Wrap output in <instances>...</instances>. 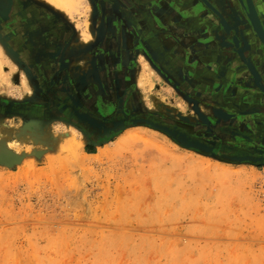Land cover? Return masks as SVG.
I'll return each mask as SVG.
<instances>
[{
	"label": "rangeland",
	"instance_id": "obj_1",
	"mask_svg": "<svg viewBox=\"0 0 264 264\" xmlns=\"http://www.w3.org/2000/svg\"><path fill=\"white\" fill-rule=\"evenodd\" d=\"M35 1L68 20L75 37L62 53L63 69L69 72L70 63L71 70L84 68L75 78L85 76L89 96H100L106 84L91 60L99 47L92 1ZM160 24L170 34L167 47L175 46L181 57L168 59L163 51L158 56L165 32L154 41L153 61L146 56L149 44L139 40L130 111L193 135L206 126L204 139L220 149L237 142L264 149V111L258 123L263 133L252 141H239L224 129L243 107H264V45L250 23L232 26L223 49L229 71L214 81L222 91L235 86L231 111L214 96L199 99L192 88L180 90L171 77L180 61L186 85L189 77L196 83L209 78L203 68L212 73L211 61L186 51L205 48L204 40L221 23ZM12 52L0 38V101L16 103L32 95L35 84ZM205 85L208 91L214 83ZM243 116L241 122L253 121L250 113ZM3 154L21 158L0 163V264H264L263 160L226 159L147 123L91 143L73 123L0 112Z\"/></svg>",
	"mask_w": 264,
	"mask_h": 264
},
{
	"label": "flooded vegetation",
	"instance_id": "obj_2",
	"mask_svg": "<svg viewBox=\"0 0 264 264\" xmlns=\"http://www.w3.org/2000/svg\"><path fill=\"white\" fill-rule=\"evenodd\" d=\"M91 1L94 11L93 27L99 30V47L91 60L96 64L100 78L104 75L106 84L105 88L103 84L104 92L94 98L89 96L90 89L83 86L87 81H84L85 76L78 78L74 76L80 72L84 73V68L71 70L73 65L70 63V70L66 73L62 66V53L69 49L75 37L68 20L54 8L52 10L35 0H0V38L13 51L14 59L24 65L32 75L35 84L32 95H26L21 102L0 101L1 113L22 115L26 119L40 121L73 123L84 130L91 143L108 139L133 123H147L166 129L172 136L192 143L201 151L211 150L220 157L235 161H264L262 147L251 148L250 145L237 142L235 145H226L227 147L220 149V145L216 147L215 142L204 139L205 132H208L206 126L197 127L196 134L193 135L148 115L134 114L129 107L130 101L134 98L132 79L140 50L139 40L149 44L151 53L146 51V56L153 59L154 41L166 30L160 23L168 26L173 23H221L222 27L216 25L212 29L213 37L208 36V39L204 40L207 43L204 44L205 48L198 51L193 45L189 47L188 52L186 51L188 57L203 59L204 56L206 58L204 61L207 59L211 61L210 65L214 66L210 69L212 73L203 68L209 78L196 83V78L189 77L191 85H186L184 80L188 76L180 67V61L176 66L177 70L176 67L173 68L175 71L171 77L180 85V90L186 92L192 88L194 95H202L199 99L207 95L214 96L217 100L221 99L220 104L231 111L233 104L229 99L234 98V93L237 92L233 88L235 86L231 88L227 86L226 90L222 91L223 85L214 82L219 79L221 82L229 71L227 65L229 55L223 52L226 45L224 39L232 36L231 28L236 23H264V0ZM155 24L159 25L156 30ZM165 34L167 38L160 43L162 50L159 49L158 56L160 51H163L168 59L180 58L181 54L177 51L175 53V46L167 47L170 45L168 40L170 34L167 32ZM208 44L211 47H206ZM196 45L199 46V43ZM244 45L247 46V43ZM126 61L127 65L124 64ZM206 80L214 83L208 91L205 88L209 86L205 85ZM201 84L205 87L203 88ZM219 87V90L215 89ZM254 97H259V94H254ZM263 111V105L257 103H252L247 108L243 107L235 116L237 121H231V125L224 129L239 138V141L242 139L252 141L256 135L263 133L258 124ZM244 113L251 114L253 121H249V124L240 120Z\"/></svg>",
	"mask_w": 264,
	"mask_h": 264
},
{
	"label": "water",
	"instance_id": "obj_3",
	"mask_svg": "<svg viewBox=\"0 0 264 264\" xmlns=\"http://www.w3.org/2000/svg\"><path fill=\"white\" fill-rule=\"evenodd\" d=\"M250 25H251L252 29L255 31L256 37H258L259 41H261L264 45V31H263V28L261 27L260 23H250ZM248 66H249V62H248ZM254 70L252 69V71H254ZM20 158H21V156L14 155V154H7V155L3 154V155H0V163L7 164V165L15 164V163H18L20 161Z\"/></svg>",
	"mask_w": 264,
	"mask_h": 264
},
{
	"label": "bare ground",
	"instance_id": "obj_4",
	"mask_svg": "<svg viewBox=\"0 0 264 264\" xmlns=\"http://www.w3.org/2000/svg\"><path fill=\"white\" fill-rule=\"evenodd\" d=\"M46 1H48V2H50V3H52V4H55V5H58V3H57V0H46ZM59 1V0H58ZM59 7V6H58ZM257 39L259 40V38L257 37ZM257 44H259V42L257 41ZM240 72H242V71H240ZM240 74V73H239ZM236 75H238V74H236ZM68 145V144H67ZM79 145V144H78ZM76 146V145H75ZM79 147H80V145H79ZM104 154V151L103 150H101L100 151V153L98 154V155H96V158H100V156H102ZM83 159V158H82ZM82 159H80V161L79 162H83V160ZM83 164V163H82Z\"/></svg>",
	"mask_w": 264,
	"mask_h": 264
},
{
	"label": "crops",
	"instance_id": "obj_5",
	"mask_svg": "<svg viewBox=\"0 0 264 264\" xmlns=\"http://www.w3.org/2000/svg\"><path fill=\"white\" fill-rule=\"evenodd\" d=\"M25 72H26V74H27L28 82H29L30 84H32L33 81H34V79L32 78V75H30L29 72H28L27 70H25ZM206 78H207V77H206ZM206 78H205V79H206ZM33 87H34V85H33Z\"/></svg>",
	"mask_w": 264,
	"mask_h": 264
},
{
	"label": "trees",
	"instance_id": "obj_6",
	"mask_svg": "<svg viewBox=\"0 0 264 264\" xmlns=\"http://www.w3.org/2000/svg\"><path fill=\"white\" fill-rule=\"evenodd\" d=\"M87 152H89V153H93L94 151H92V150H87Z\"/></svg>",
	"mask_w": 264,
	"mask_h": 264
}]
</instances>
